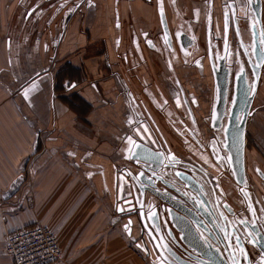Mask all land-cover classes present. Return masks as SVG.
Listing matches in <instances>:
<instances>
[{
  "label": "crops",
  "instance_id": "1",
  "mask_svg": "<svg viewBox=\"0 0 264 264\" xmlns=\"http://www.w3.org/2000/svg\"><path fill=\"white\" fill-rule=\"evenodd\" d=\"M20 1L0 0V264H13L7 235L36 224L60 233L63 259L54 264H155L136 244L139 218L127 229L118 201L129 195L122 174L131 154L140 160L145 146L157 145L129 91L158 113L172 100L176 76L182 82L188 70L199 78L176 53L173 69L164 56L162 17L172 32L174 8L89 0L69 19L61 10L52 21L47 11L37 22ZM201 3L176 6L197 21ZM259 94L264 101V80ZM158 117L167 138L175 135L170 114Z\"/></svg>",
  "mask_w": 264,
  "mask_h": 264
},
{
  "label": "flooded vegetation",
  "instance_id": "2",
  "mask_svg": "<svg viewBox=\"0 0 264 264\" xmlns=\"http://www.w3.org/2000/svg\"><path fill=\"white\" fill-rule=\"evenodd\" d=\"M157 1L162 3L161 7L165 1L174 8L172 35L167 27V17H162L164 27L161 42L165 58L173 69L170 52L176 53L174 57L179 63L195 69L199 78H194L188 70L182 82L176 76L172 100L165 105L166 109L158 113L155 110L156 116L147 114L151 125L144 122L145 115L137 114L140 124L154 127L152 130L157 145L152 147L156 152H151L149 161H143L141 157L140 160L133 159L132 154L129 157L130 163L122 174L129 195L118 201V212L124 216L127 229L131 227L132 220L139 218L142 225L140 247L153 263L165 264L156 248L152 244L150 247L147 242L148 235H158L150 217L157 208L162 234L171 235L166 231L169 227L172 235H180L168 221L167 211L164 210L168 204L158 196L159 192L173 195L174 189H181L175 174L180 171L192 177L184 175L201 191V197L195 191L190 195L194 202H198L212 216L207 217L205 222L211 234L230 235L234 244L240 247L243 245L249 253H254L247 243L250 235L264 236V161H257L252 151L255 149L260 153L261 148L253 140L250 128L259 110H264V104L255 107L264 73L263 67L256 83L254 69L258 65L263 39L259 30L256 32L257 39L252 30L256 23L255 16L246 6V0H203L194 12L197 21L179 11L177 0ZM20 4L30 11L34 19L44 12L57 13L61 10H64V19H69L82 6H88L89 0H21ZM200 17L203 26L197 23ZM182 33L188 35L194 44L187 53H183L176 39ZM222 73H225L224 77ZM224 81L226 90L223 109L215 113L219 86ZM242 89L246 92L245 102L235 105ZM250 100L247 118L243 120L246 103ZM157 114L164 121L170 114L175 135L165 137L167 128L159 121ZM261 155L264 157L263 151ZM238 166L242 168V175L235 170ZM128 171L136 179H130L125 174ZM165 184L171 186V189ZM215 222L221 225L216 226ZM212 224L218 229L215 232L210 227ZM200 232V235L207 234L204 230ZM221 242L225 244L223 239ZM172 247L184 257V254L193 253L187 246Z\"/></svg>",
  "mask_w": 264,
  "mask_h": 264
},
{
  "label": "water",
  "instance_id": "3",
  "mask_svg": "<svg viewBox=\"0 0 264 264\" xmlns=\"http://www.w3.org/2000/svg\"><path fill=\"white\" fill-rule=\"evenodd\" d=\"M246 6L253 13L256 19V23L253 24V31L257 39L256 32L259 30V33L263 39L262 48L260 53V58L257 62V67L254 69V75L256 78V83L260 78V73L264 67V33L262 27V0H246ZM252 26V25H251ZM177 42L180 46V49L183 53L189 52L190 48L194 46L190 37L185 34H179L176 37ZM222 76H225V73H222ZM226 90V81L219 86L217 106L215 108V113L218 110L223 109L224 97ZM246 94L245 90L242 89L237 95L235 100V105H240L245 102L244 95ZM252 98V97H251ZM250 102L247 104V110L244 111L243 120L247 118L248 111L250 108ZM214 113V117H215ZM150 149L145 146L143 149V156L141 160L149 161L148 156L151 155ZM146 153V156L145 154ZM239 162V157L237 159ZM241 163V162H240ZM242 175V168L238 166V169H235ZM130 179L134 178L135 175L131 172H125ZM176 176H178L180 181L181 189H174L173 195H164L159 192V197L165 201L168 205L164 207V210L167 211L168 221L171 226H173L180 235L174 236L171 233L169 227L166 228V231L171 235H163L161 231V226L159 224V212L158 209H154L151 213L150 222L155 224L158 235H148V245L156 248L162 257L165 264H264V236L263 235H250L248 240V247L252 248L251 250L254 253H249L248 248H245L243 245L240 247L234 244L230 235H212L209 229L205 226L206 218L212 217L210 214H207L204 209L200 207L198 202H194L191 199L193 191L197 192L200 195L199 190H197L191 183L189 178L184 177L189 176L183 172L176 171ZM190 177V176H189ZM192 178V177H190ZM124 180V179H122ZM167 185V184H165ZM168 186V185H167ZM171 189V186H168ZM140 189V187H139ZM201 197V195H200ZM221 215L223 212L218 211ZM223 219H225L223 215ZM129 223L131 220L128 221ZM216 226H220L221 223L215 222ZM212 231L218 230L215 225L210 226ZM204 230L207 234L200 235V231ZM228 238V239H224ZM221 239L225 241V244L221 242ZM244 244V243H243ZM187 246L192 250V254L179 255L172 247ZM232 247V249H231ZM244 249V250H242ZM256 252V254H255ZM254 260V261H253Z\"/></svg>",
  "mask_w": 264,
  "mask_h": 264
},
{
  "label": "built area",
  "instance_id": "4",
  "mask_svg": "<svg viewBox=\"0 0 264 264\" xmlns=\"http://www.w3.org/2000/svg\"><path fill=\"white\" fill-rule=\"evenodd\" d=\"M4 251L13 264H54L63 257L59 233L47 224L27 226L10 233Z\"/></svg>",
  "mask_w": 264,
  "mask_h": 264
},
{
  "label": "rangeland",
  "instance_id": "5",
  "mask_svg": "<svg viewBox=\"0 0 264 264\" xmlns=\"http://www.w3.org/2000/svg\"><path fill=\"white\" fill-rule=\"evenodd\" d=\"M48 2V1H47ZM49 3V2H48ZM26 8V7H25ZM27 9V8H26ZM59 12H61V11H59ZM59 12H57V13H53L52 14V16L50 17L51 19H52V21H54L55 20V17L54 16H56V15H58L59 14ZM42 19V17H38L37 19H36V21L37 22H40V20ZM62 21H63V19H62ZM139 62L140 63H145V60H139ZM74 72L75 71H72V73L74 74ZM159 74V73H158ZM161 76V75H160ZM130 79V84L129 83H126V87L127 88H129V86L131 87V88H133L134 86H132V85H134V83H135V81H134V77H131V78H129ZM261 80H264V77L262 76L261 77ZM262 93V92H261ZM129 94L132 96V99H133V104H134V107L137 109V113H140V114H143V115H145V118H144V122H146V123H149V120L147 119V117H148V115L147 114H150L151 115V113L152 114H155L156 112H155V109L153 108L154 106L152 105V103H150L149 102V100L148 101H146L145 99H142L139 95H137L135 92H131V91H129ZM260 95V94H259ZM146 98V97H145ZM74 101H76L75 99H73ZM76 102H78V101H76ZM264 104V101L263 100H257L256 102H255V107H259V106H261V105H263ZM264 106V105H263ZM81 109H82V106H81ZM260 109V108H259ZM261 110L262 109H260L259 110V112H258V116L255 118V121L253 122V125L250 127L251 128V135H252V138H253V140L255 141V142H257L258 144H259V147H260V143H261V139L260 138H255V136H257V137H264V134H262V132L264 133V115L262 114V116H260V114H261ZM147 111H148V113H147ZM263 112H264V110H262ZM157 122H158V120H157ZM150 124V123H149ZM159 124V123H158ZM151 125V124H150ZM159 128H161L160 127V125H159ZM162 130V129H161ZM164 132V131H163ZM164 135H165V137L167 136V134L164 132ZM263 140H264V138H263ZM250 149H252L251 147H250ZM253 151V150H252ZM262 151H263V153H264V147L263 146H261V151H260V153L262 154ZM254 153H255V158L257 159V161H258V159L260 160V161H264V157L258 152V151H256L255 149H254V151H253ZM259 153V154H258ZM261 190V189H260ZM263 190V189H262ZM56 230V229H55ZM57 231V230H56ZM58 232V231H57ZM59 233V232H58ZM60 234V233H59ZM136 244H137V246L138 245H140L141 244V241H136ZM63 259V257L61 258V260ZM60 260V261H61Z\"/></svg>",
  "mask_w": 264,
  "mask_h": 264
}]
</instances>
